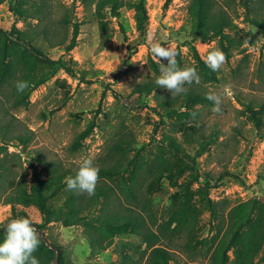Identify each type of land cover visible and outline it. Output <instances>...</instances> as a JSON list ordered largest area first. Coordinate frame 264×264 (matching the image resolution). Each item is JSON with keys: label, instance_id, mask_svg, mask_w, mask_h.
Masks as SVG:
<instances>
[{"label": "rangeland", "instance_id": "374dc122", "mask_svg": "<svg viewBox=\"0 0 264 264\" xmlns=\"http://www.w3.org/2000/svg\"><path fill=\"white\" fill-rule=\"evenodd\" d=\"M96 1L0 0V242L10 220L26 217L40 264H264V27L247 16L261 21L264 0L250 14L244 0H213L233 26L206 40L194 34L192 0H145V32L138 0L100 17ZM149 36L176 48L200 85L174 98L158 87ZM215 49L227 58L217 72L203 60ZM60 58L73 73L50 75ZM17 80L30 84L22 94ZM208 93L223 96L221 112ZM184 122L202 125L191 142ZM84 158L105 171L96 196L66 190ZM40 181L51 211L77 220L47 219ZM237 218L246 225L225 250Z\"/></svg>", "mask_w": 264, "mask_h": 264}, {"label": "clouds", "instance_id": "9594fccd", "mask_svg": "<svg viewBox=\"0 0 264 264\" xmlns=\"http://www.w3.org/2000/svg\"><path fill=\"white\" fill-rule=\"evenodd\" d=\"M152 58L159 64L160 75L155 83L158 87L168 90L172 97L186 94L188 88L193 85H200L201 78L195 68L179 66L176 48L172 45H162L152 43L151 36L148 37ZM226 54L215 49L207 53L203 58L205 65L213 72L222 69L226 63ZM166 61V63H164ZM30 84L25 80H17L15 88L18 93H24ZM228 94L225 87L223 96ZM223 96L216 93H208L206 99L214 104L213 111L221 112ZM192 119L196 118V113H190ZM100 169L94 166L92 158H84L79 165L75 176L65 178L66 190L74 191L78 194L94 196L96 188L100 182ZM5 237L0 242V264H40V260L34 255L39 250L40 236L37 228L30 218L21 217L10 220L5 226Z\"/></svg>", "mask_w": 264, "mask_h": 264}, {"label": "trees", "instance_id": "16d2710c", "mask_svg": "<svg viewBox=\"0 0 264 264\" xmlns=\"http://www.w3.org/2000/svg\"><path fill=\"white\" fill-rule=\"evenodd\" d=\"M252 1L254 0H244L242 1V5L245 7L247 14H250L252 12ZM86 4L87 0H84ZM124 4L123 0H97L95 10L93 11V15L100 17V15L103 13V11L106 9V11L115 13L120 6ZM87 9L91 10L92 7L87 6ZM136 11H137V23L138 27L141 32H145L146 24H147V9H146V3L145 0H138L137 4L135 5ZM189 12L193 15V27H194V34L202 38L203 40H206L210 38L212 35H218L224 33L225 28H230L233 26V21L231 17L228 15L226 10L221 7H216V4L213 0H192L189 8ZM249 17V21L251 23H255L258 26L261 25L264 27V18L259 21L257 18L250 17V15H247ZM78 23H74V35L69 41V44L67 45V49L70 50L76 45V36L78 33ZM45 33V31H40L39 34ZM212 34V35H211ZM65 40H60L51 43L52 46L55 45H62L65 43ZM50 65L53 68V71L50 75L53 74L54 71H56L59 68H64L68 70L69 72H74V70L67 64L66 60L60 58L58 60H50ZM45 79V78H44ZM44 79H40L37 81V84L42 82ZM247 110L253 114L254 117H256L257 108H254L250 103L246 105ZM264 110V106L260 108ZM258 121V118H256ZM202 129L201 124H191L184 122L180 126V131L183 134L184 140L187 142H191L194 140V137L196 134H198ZM177 141H173V146H177ZM103 170V169H102ZM99 173L100 175L104 173L105 171H102ZM39 180V179H38ZM14 181V180H13ZM13 184V182H10ZM15 187L17 184H14ZM48 188L47 182L40 181L37 186L34 188V190L37 192L36 197L39 205L42 207V209L45 211L47 215V219L53 220V219H65L69 222H73L77 219H68V213L65 214V217H59L57 215V211H51V208L49 204L47 203V197H45L46 189ZM98 187L96 188V195H98ZM95 195V196H96ZM23 198V196H22ZM8 201V200H7ZM135 219H130V221ZM237 221L230 223L228 231H227V239H225V250H230L232 248L236 247L237 242L240 240V235L246 225V222L243 219H236ZM129 221V220H128ZM3 242V239H1ZM44 247L48 248L46 243L44 241L41 242ZM50 246V245H49ZM58 264H62V261L59 259Z\"/></svg>", "mask_w": 264, "mask_h": 264}, {"label": "water", "instance_id": "95a60500", "mask_svg": "<svg viewBox=\"0 0 264 264\" xmlns=\"http://www.w3.org/2000/svg\"><path fill=\"white\" fill-rule=\"evenodd\" d=\"M51 247H52V245H50ZM58 262H59V259L57 258V264H58Z\"/></svg>", "mask_w": 264, "mask_h": 264}]
</instances>
